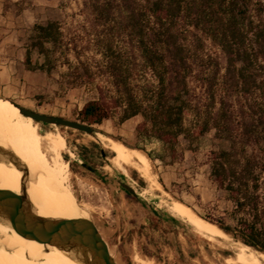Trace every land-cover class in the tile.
I'll use <instances>...</instances> for the list:
<instances>
[{"label":"trees","instance_id":"1","mask_svg":"<svg viewBox=\"0 0 264 264\" xmlns=\"http://www.w3.org/2000/svg\"><path fill=\"white\" fill-rule=\"evenodd\" d=\"M84 6L92 25L102 28L97 69L109 76L112 90L98 87L78 120L95 125L114 115L121 123L140 116L136 133L157 137L173 155L180 136L191 143L213 130L229 147L210 153V174L232 203V223L213 224L264 253V0H84ZM118 37L127 40L131 55L115 46ZM204 37L224 63L205 52ZM29 39L28 69L36 50L43 57L38 67L47 73L63 60L72 82L92 80L91 66L64 37L60 22L34 24ZM134 51L155 84L133 81ZM187 113L192 127L184 123Z\"/></svg>","mask_w":264,"mask_h":264},{"label":"rangeland","instance_id":"2","mask_svg":"<svg viewBox=\"0 0 264 264\" xmlns=\"http://www.w3.org/2000/svg\"><path fill=\"white\" fill-rule=\"evenodd\" d=\"M50 20L60 22L64 37L75 44L81 59L91 66L92 80L72 82L66 75L68 68L63 60L47 73L38 67L43 57L36 50L31 53L33 68L25 66L24 55L33 25ZM92 24V13L84 6V0H0V101L79 121L78 111L86 101L97 96L98 87L112 90L109 76L97 69L102 57L96 35L103 33L102 28ZM115 46L123 53H132L123 37L115 39ZM204 47L206 53L224 63L220 50L205 37ZM68 57L75 63L72 51ZM134 57L138 70L133 81L155 84L151 72L141 69L137 51H134ZM23 120L25 122V117ZM141 121L140 116H135L121 123L114 115L100 124L91 125L93 135L57 126L74 154L71 157L63 155L69 164L65 194L89 213V219L118 264H142L139 259L148 264H229L225 262V254H232L230 244L195 233L173 217L165 206L170 200H179L212 223H232L228 214L232 203L214 182L209 163L210 153L228 149V142L216 138L213 130L191 143L180 136L173 155L157 137L136 133V126ZM184 123L187 127L194 125L190 113L186 114ZM49 126L41 124V132L48 131ZM86 135L92 139L85 140ZM104 137L143 151L150 160L161 191L145 192L147 183L134 169L128 167L127 173L123 174L113 167L109 161L112 153L97 139ZM120 182L129 185L137 195L125 190Z\"/></svg>","mask_w":264,"mask_h":264},{"label":"bare ground","instance_id":"3","mask_svg":"<svg viewBox=\"0 0 264 264\" xmlns=\"http://www.w3.org/2000/svg\"><path fill=\"white\" fill-rule=\"evenodd\" d=\"M49 127L48 131L41 132V124L21 114L12 103L0 101V146L12 150L26 164L29 172L26 196L36 214L48 218L72 219L71 216L89 218V213L75 205L64 192V185L69 177V164L63 155L71 157L74 154L68 148L66 138L60 129L55 125ZM89 139L92 138L86 135L85 140ZM97 139L112 153L109 161L113 167L123 174L127 173L128 167L134 169L147 183L143 191L153 194L161 191V185L152 171L150 160L143 151L128 147L110 137ZM77 161L80 162V159ZM0 190L12 194L20 193V173L11 162H0ZM138 194L144 195L139 192ZM165 206L173 217L187 224L195 233L209 240L219 239L227 245L230 244L233 252L225 257L226 263L264 264V253L233 241L215 224L196 214L187 204L173 199L166 202ZM138 261L148 264L141 259ZM0 264L78 263L56 247L43 244L18 230L0 224Z\"/></svg>","mask_w":264,"mask_h":264},{"label":"water","instance_id":"4","mask_svg":"<svg viewBox=\"0 0 264 264\" xmlns=\"http://www.w3.org/2000/svg\"><path fill=\"white\" fill-rule=\"evenodd\" d=\"M14 105L21 114L31 117L36 123L69 127L88 134L94 132L91 125L33 111L15 103ZM0 162H11L20 173L19 194L0 190V224L18 230L43 244L56 247L78 264H118L110 255L106 243L89 218H48L36 214L26 196L28 168L12 150L0 146ZM82 164L95 171L85 163ZM120 184L131 194L137 195L136 191L126 183L120 182Z\"/></svg>","mask_w":264,"mask_h":264}]
</instances>
